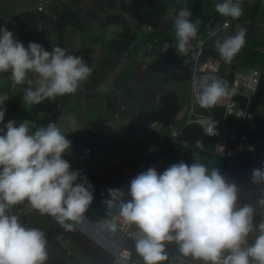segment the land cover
Masks as SVG:
<instances>
[{
	"label": "clouds",
	"instance_id": "1",
	"mask_svg": "<svg viewBox=\"0 0 264 264\" xmlns=\"http://www.w3.org/2000/svg\"><path fill=\"white\" fill-rule=\"evenodd\" d=\"M7 1L0 0V4ZM44 1L38 0L35 12L47 17L51 9L59 4L57 0H50V4L40 10ZM67 1L76 2V10L80 11L78 3L83 0ZM207 1L210 4L208 18L212 19L216 11L225 17L221 25L212 20L203 25L199 19L193 22L191 11L183 7L173 17L175 38L167 37L171 36L169 33H162L161 24L158 29L168 38V42H175V62L180 57H200L206 48L218 53V57H208L203 62L195 58L194 67L186 79L190 82L191 110L184 126L180 130H171L163 146L146 143L140 158L131 157L135 160V175L121 182L118 189H114L116 183L113 181L108 189L96 192L100 198L91 210L89 208L95 195L93 184L83 170H73L63 158L66 153H75L80 160H87L90 156L89 147L83 146L77 138H67L60 130V123L59 128L55 122L44 126L40 117L33 115L32 109L44 101L75 94L92 75L93 68L82 57L69 53L59 45H53L51 51L37 42H29L25 46L26 43L17 39L12 31L0 25V74L7 73L10 90L18 93L15 102L11 98L7 106L5 102L8 98L0 96V264H47L49 251L46 233L37 227L26 226L11 211L15 206L25 203L41 216L51 217L66 232L77 229L88 237L81 231L82 226L79 224L90 217L93 221L103 223L104 229L110 234L126 233L131 239L122 245L123 250L115 264H264V165L252 171V188L245 187L241 171V157L255 155L260 142L261 128L255 112L251 110V103L259 87L261 72L264 71L245 65L242 57L239 60L241 64L239 61L231 63L245 46L247 28L238 26L234 34H227L232 20H238L242 15L249 17L247 6L255 8L257 13L264 0ZM84 3L88 4L89 0ZM94 4L95 0L88 5L91 12L96 11ZM186 4L192 6L191 0ZM142 30L149 34L154 32L150 26H143ZM168 31L171 32L172 27ZM194 51H197L196 55ZM257 51L260 55L264 54V47ZM225 63H231L229 70L224 69ZM158 66L165 67V63H159ZM204 66L206 69L204 76L199 79L195 98L192 85L196 80V70ZM170 71L177 72L170 68L169 71H163L162 76ZM250 71L259 73L255 92L245 95L244 88L239 92L233 91L235 74H247ZM162 76L149 79L153 84L148 87L158 97L157 109L138 111L130 103L124 106L118 103V110L126 115L127 138L133 135L146 141L153 131L162 127L170 128V125L152 122L145 135H136L129 127L140 112L159 110L161 98L166 95L174 94L182 108L183 101L169 89L171 83L175 82L161 84L164 93H156ZM22 89H25L24 101L31 105L28 111L30 117L42 127L36 128L29 120L19 124L9 120L17 112ZM230 95L240 111L229 115L243 118L244 111H247L251 116L241 128L254 150L238 153L235 158L239 188L245 193L240 198L237 185L225 179L230 160L221 156L224 149L218 146L216 136V129L221 128L216 126L217 122L220 124L227 117L235 120L226 112L231 101L226 98ZM11 103L14 104L12 111L8 110ZM220 103H225L224 110L217 117ZM6 116L9 121L4 123ZM69 139H73L74 144ZM205 139L212 142L211 155L224 162L222 174L218 168L210 169L199 160L191 164L181 161L165 170L161 166L164 156L178 145L192 144L195 153H209L205 149ZM150 148L154 150L148 152ZM85 151L88 153L83 159L81 155ZM121 157L119 154L113 163L117 173L115 177L120 175L118 173L123 164ZM141 165L145 169L137 175L136 170ZM257 188H262V191L255 204L257 194L252 192ZM102 202L107 210L104 221L99 219ZM58 239L61 240V236ZM99 239L100 236L90 238L94 244L110 251L113 255L112 264L114 253L119 249L106 245V239L100 244ZM128 241L133 243L134 248L127 246ZM170 246L175 248L176 253L168 251ZM134 250L141 262L134 259Z\"/></svg>",
	"mask_w": 264,
	"mask_h": 264
},
{
	"label": "crops",
	"instance_id": "2",
	"mask_svg": "<svg viewBox=\"0 0 264 264\" xmlns=\"http://www.w3.org/2000/svg\"><path fill=\"white\" fill-rule=\"evenodd\" d=\"M84 1L86 0L79 1L78 9L81 12V19L86 20V27L88 29L86 30L87 33L77 30H70L68 35L65 36V40L67 42L66 48L67 50H72L73 52H77V50H91L92 60L90 64L91 67H94L95 69L99 59L104 58L107 51L102 52L103 43L100 40V35L102 36L101 38H103V34L100 32L101 29L96 24V20L90 19V16L87 15L90 12L88 5L93 4V0H89L88 4L84 3ZM2 4L4 5L0 6V12H2L0 14V25L3 26L7 24L9 31H12L15 37L23 43L24 41H22V39L26 38L27 35L31 36L34 34L31 32L32 30L30 31L31 27L44 25L45 27L49 26V28L53 29L55 25L54 22L51 21L52 19L55 21V18H59L60 11H62V5H58L53 8V11L51 10L50 14L52 17H49L50 14L47 15V17L37 14L35 12V8L38 4V0H8ZM12 16L14 18L10 21ZM161 32L169 34L171 33L165 28V26L164 32L162 30ZM88 34H92V37L88 36ZM105 34L110 36L109 33ZM42 35L44 36L43 33ZM50 42L53 45H58L56 30L55 39L53 42ZM137 51L138 48L136 46L134 51L131 53V56L122 57L119 60L116 68L112 71H109L108 74L105 75L103 82L94 90L89 91V89L85 88L86 82H88L89 79L83 83V89L78 93L79 97H82L86 94L90 96L88 98V105L84 110L83 106H80L79 109H77V105L69 109L70 105L74 103L72 102L67 106L68 108H61L63 111L62 113H64V111L66 113L68 110V112L73 113V119H77L76 122H80V119H84L89 122V125L98 117L105 118L109 121L110 126L118 129L122 144L124 145L126 142H129L125 126L127 125V120H125L126 115L124 112L119 111L120 109L118 110V103L123 106L126 105V103H130L134 105L135 109L138 111L157 109L159 106L158 97L155 95L153 90L148 87L150 78H153V76L159 77L155 71L156 65L157 67H160L158 66L159 63H156L154 67H152L150 63L146 62V60H149L153 57L149 48L144 47L141 54H138ZM175 59L176 58H174V64H176ZM239 64H241V61H239ZM173 67H171V69H173ZM161 71L163 72V69H161ZM162 72L160 76H162ZM188 83L189 85L186 83V86H184L183 93H181V86L174 88V92L182 99L183 102L182 108L172 120L170 128L167 129L162 127L153 131L152 135L145 141L147 144L163 146L165 139L169 136L171 130H180L184 126L191 110L190 82ZM16 94L18 95L17 92L10 90L9 77L7 73L0 74V96L8 98L5 102V106ZM13 115L9 120L17 119V121L19 120L21 122L24 120H29L35 125L36 128L43 126L42 124L35 122L34 119L30 117V112L19 113V109H17V112ZM63 119L61 118V122ZM9 120H7L6 116L4 123H7ZM80 128L76 125V123L67 122L66 124L64 121L63 123H60V130L67 136V138H77L76 136L79 132L85 134V137L90 136V127L88 125L85 126V124H82ZM205 142V149L209 153H195L192 144H188L187 146L178 145L173 147V149L164 156L161 166L165 170L170 165L179 163L181 161L191 164L194 162V160H199L200 162L205 163L210 169L212 167L218 168L222 174L224 162L211 155L212 142L207 139H205ZM184 152H190L189 158H187L186 161L182 158ZM16 208L19 209V214L21 213L25 219L24 221H21L22 223L28 227H37L46 233L49 251V259L47 264L111 263L113 255L110 253V251L94 244L90 238L85 237L79 230L76 229L73 232H66L56 222L48 223L43 216L31 209L26 203L15 206L13 209H11V211L14 213ZM59 236H61V240L58 239ZM130 242L131 241H128L127 243ZM128 247L130 249H132V247L134 248L133 243L131 242ZM168 251L170 253H176L175 248L172 246L169 247ZM133 257L138 262L142 261L141 258L135 253V250Z\"/></svg>",
	"mask_w": 264,
	"mask_h": 264
},
{
	"label": "trees",
	"instance_id": "3",
	"mask_svg": "<svg viewBox=\"0 0 264 264\" xmlns=\"http://www.w3.org/2000/svg\"><path fill=\"white\" fill-rule=\"evenodd\" d=\"M62 7L59 18L52 19L56 30L58 45L66 48L65 36L68 35L70 30H77L86 32V22L81 19L80 11L76 10L75 4L67 0H57L56 2ZM171 0H95L94 7L95 12H89L87 15L90 19L96 20V24L101 29L100 32L103 34L102 38V52L107 51L104 58L99 59L97 67L93 70L92 75L89 77V81L86 82L85 88L89 91L97 88L104 80L105 75L109 71H112L118 65L119 60L122 57L129 56L137 46V35L143 29V26H150L154 32L150 33V36L160 35L163 40L166 41L168 38L158 31L161 20L167 15H170V11L173 8L170 7ZM186 7L193 12L196 19H199L200 24L203 25L209 21L220 22L222 24L225 17L218 15L215 11L213 18L200 16V9L188 6ZM215 9V6H214ZM53 11V8L51 9ZM247 13L249 17L241 16L238 20H232L230 22L228 33L232 35L235 33L234 23L240 21L243 27H249L248 32L257 33L258 25L255 26L256 10L250 6H247ZM52 17V15H49ZM32 30V31H31ZM40 26L30 28V31L34 34L27 35L26 38L22 39L26 43L37 42L40 43L46 50L51 51V46L41 38ZM110 36H107L108 33ZM250 42L246 40L245 46L241 49L243 52H247L251 47ZM249 47V48H248ZM264 46L261 44L258 48L253 47V50H259ZM69 53L80 56L84 61L91 67V50H67ZM73 52V53H72ZM194 55L197 51L193 52ZM109 55V56H107ZM198 57V56H197ZM195 57V58H197ZM208 57H218V53L212 48H206L203 51V55L198 57L200 62L206 61ZM242 57V55H241ZM187 57H180L179 61L176 62L178 68L177 72H168L162 76L161 80L158 81L156 93L163 94V90L160 87L161 84H167L170 82H183L190 76V69L183 64V60ZM195 58H193L195 62ZM240 58L235 57L232 63H237ZM148 73V70H147ZM224 104L220 103L216 116H221L224 110ZM14 104H10V111L13 110ZM251 110L256 114V121L261 128L260 142L258 144L255 155L253 156H242L241 157V171L243 174V183L245 187L252 188L254 184L251 183V173L254 169L264 165V73L261 72L260 83L258 90L254 97H252ZM33 115L40 117L42 123L47 125L49 122H55L59 128L61 119V110L59 108L58 99L54 101H44L39 105L33 106ZM91 136L86 139L80 140L83 146L89 147L90 156L87 160H80L77 154L64 155L73 170L80 169L87 174L88 179L94 186L95 195L94 200L89 210L94 208V205L99 200V194L96 192L99 190L108 189L111 182L115 181L114 189H118L119 184L123 181L130 180L135 175V160L131 157L134 155L137 158L141 157L143 150L146 147L145 139L137 136L129 135V142L122 144V140L119 135V131L110 126L109 121L105 118L98 117L90 124ZM122 155V165L120 166L121 171L115 177V168L113 163L118 155ZM19 209L16 208L14 214H16L21 221H24L22 214H19ZM48 223H55V221L48 216H43ZM58 230V229H57ZM131 243V242H130ZM128 243L127 246L130 245Z\"/></svg>",
	"mask_w": 264,
	"mask_h": 264
},
{
	"label": "rangeland",
	"instance_id": "4",
	"mask_svg": "<svg viewBox=\"0 0 264 264\" xmlns=\"http://www.w3.org/2000/svg\"><path fill=\"white\" fill-rule=\"evenodd\" d=\"M187 1L188 0H171L170 7L173 8V11L169 10L171 12L170 15H167L165 17L164 21H163V19L161 20L162 26L160 27L163 31H164V26L168 30H170V28L172 27V31L170 33L171 36L167 35V37L173 36L175 38V32H174V28H173V17L179 9L186 7L185 5H186ZM191 3H192V7H195L196 9H200V16L208 17V12H209L208 8H209L210 4L208 3L207 0H191ZM261 4H262V6L257 11L256 18H255V22L258 25L257 33H254L252 31L248 32L249 27L248 26L246 27L247 28L246 40L250 42V46H249V47H251L250 49H253V47L258 48L261 44L264 45V1H262ZM2 5H4V4H1L0 6H2ZM206 8H207V11L205 10ZM1 13L2 12H0V14ZM191 13H192L191 20L194 22L196 20V17L193 14V12H191ZM13 18L14 17L12 16L10 21ZM7 23H9V22H7ZM3 26L9 30V27L7 24H5ZM238 26H243V24L240 21H235V23H234L235 31L238 29ZM40 28H41V30H40L41 38L44 39L52 47L53 44L50 41L53 42L55 39V30L52 28H49V26H46V27L40 26ZM34 29H36V27H34ZM42 33L44 34V36L42 35ZM83 33H87V31L83 32ZM108 33H109V31H108ZM88 36L92 37V34H88ZM101 37L102 36L100 35V40L102 41ZM149 39H150V34L148 32L141 30L138 33V35H137L138 51L137 52H138V54H141L144 47L149 48L150 51L152 52L153 57L149 60H146V62L150 63V65L152 67H154V65L156 63H165V67H163V66L157 67V65L155 66L156 74L158 76H160V74L162 72L161 69H163V71H169V69L173 66H174L173 67L174 71L178 70L177 66L174 65V57H175V53H176L175 48H174L175 42L172 43L173 42L172 40H169V42H168V40L164 41L163 37L161 38V36L158 34L153 36L151 41H149ZM250 49L247 50V52H243V50H241L236 57L241 59V55H242V59H244L242 61H244L245 65L254 66L257 69L264 71V54L260 55L259 52L256 50H253V54H252ZM231 63L230 64L225 63L224 69L229 70L231 68ZM183 64L188 69L192 70L194 67V60L191 57H187L183 60ZM92 68L94 70V67H92ZM188 82H189V79L184 81V82H180V83H178V82L171 83L169 89L174 91L175 87L177 88L178 86H181V93H183L184 86H186V83H187V85H189ZM152 84H153V82L151 81L148 86H151ZM82 89H83V84L81 85V87L78 89V91L75 94L67 95V96H63V97H57L58 101H59L60 110H61V108L64 109L65 107H67L72 102H74V103H72L70 105L69 109L73 108L75 105H77V109H79L80 106L81 107L83 106V110H84L86 108V106L88 105V98L90 96L88 94H86V95H83L82 97H79L78 93ZM106 92H108V91H106ZM24 93H25V89H22V91L20 92V97H19V102H18L19 113L28 112L30 109V106H31V105H28L24 101V99H23ZM100 93H101V91H100ZM16 97H18V96L15 95L13 97V99H12L13 102H15ZM91 99H92V97H91ZM98 101H100V100H98ZM181 102H182V99H181ZM25 109H26V111H25ZM62 112L63 111L61 110L62 119L64 118L63 121L66 122V124H67V122H72V123H76V125L79 128L81 127L82 124H85V126L88 125L90 127L89 122H87L84 119H80V122H76L77 119H73L74 118L73 113L68 112V110L66 113H65V111H64V113H62ZM77 115H76V117H77ZM12 120H15L17 122V124H19L21 122L19 120L17 121V119H12ZM63 121L60 123H63ZM80 129L83 130L82 128H80ZM76 137H77V139L81 140V139L85 138V134H82L79 132ZM189 153L190 152H184V154L182 156L183 160L186 161V159L189 158Z\"/></svg>",
	"mask_w": 264,
	"mask_h": 264
},
{
	"label": "built area",
	"instance_id": "5",
	"mask_svg": "<svg viewBox=\"0 0 264 264\" xmlns=\"http://www.w3.org/2000/svg\"><path fill=\"white\" fill-rule=\"evenodd\" d=\"M50 0H45L39 9H43L45 6L50 4ZM206 69V66L202 67L201 69L196 70V76H195V81L193 82L192 89L194 93V97L196 98L197 95V89H198V83L199 79L204 76V70ZM10 76V75H9ZM221 80L220 78H217ZM258 79H259V73L257 71H250L247 74L237 72L234 77V83H233V91L238 92L244 88L245 95H251L255 92L257 84H258ZM223 81V80H221ZM224 82V81H223ZM233 91L231 93L233 94ZM226 99H231V95L226 98ZM196 100V99H195ZM216 107V106H215ZM240 111L239 109L236 108L235 103L231 101L228 103L226 107V112L227 115L229 113H234ZM245 116L243 118H237L234 114L229 115L231 117H234L235 120H229V117H227V120L224 122H219L216 123V126H220V129H216L217 131V137H218V146H222L224 151L223 153H220L221 156L227 158L230 160L228 169H227V176L226 180L230 183H235L238 187V192H239V198L244 195L245 193L240 191L239 184H238V175L236 174V168H237V162L235 160L236 156L238 153L241 152H252L254 150V147L249 143L247 140V137L244 135V129L241 128L244 125V122L246 119H250L251 116L248 114L247 111H244ZM71 141V144H74L73 139H69ZM252 149L251 151L249 149ZM154 149L150 148L148 152H152ZM88 151H85L84 154L81 155V158H86ZM262 188H257L255 189L254 192L257 194L255 196V204L257 199L260 197ZM255 206V205H254ZM99 210L101 211V217L99 219L101 221H104L107 218L106 215V206L102 202L99 206ZM87 217V216H86ZM85 221H83L81 224L82 228L81 231L87 235L89 238L95 237L99 239V243L103 244V241L106 239V245H109L110 247H116L118 248V252L114 253L115 258L112 264H115L116 258L118 257L119 253L123 250L122 245L127 239H131L130 237L127 236L126 233L124 232H118L116 234H110L108 233L103 226V223L97 222V220L93 221L90 217H87ZM129 264H136V263H129Z\"/></svg>",
	"mask_w": 264,
	"mask_h": 264
},
{
	"label": "water",
	"instance_id": "6",
	"mask_svg": "<svg viewBox=\"0 0 264 264\" xmlns=\"http://www.w3.org/2000/svg\"><path fill=\"white\" fill-rule=\"evenodd\" d=\"M161 105L159 110L140 112L137 114L129 124L132 133L136 135H145L152 122L169 126L180 109L178 99L174 94L166 95L161 98ZM186 138H189V136L186 135ZM144 169V165L139 166L136 170V174L138 175L143 172Z\"/></svg>",
	"mask_w": 264,
	"mask_h": 264
}]
</instances>
